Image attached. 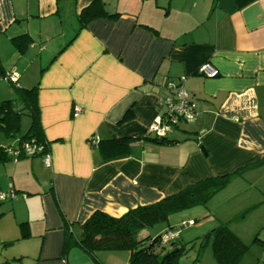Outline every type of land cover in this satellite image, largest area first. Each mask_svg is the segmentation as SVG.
<instances>
[{
  "label": "crops",
  "instance_id": "crops-1",
  "mask_svg": "<svg viewBox=\"0 0 264 264\" xmlns=\"http://www.w3.org/2000/svg\"><path fill=\"white\" fill-rule=\"evenodd\" d=\"M91 1L0 0V104L24 107L2 78L13 68L20 88L36 87L51 158L0 153V190L14 191L0 200V264H127V251L99 252V263L64 251V221L78 236L96 210L119 217L264 158V0H102L106 15L77 31ZM204 62L218 75L198 74ZM182 76L196 115L157 143L147 127ZM28 118L24 133L0 131V149L19 146ZM112 138L126 140L123 153ZM245 175L240 187L261 181L264 204V163L231 181Z\"/></svg>",
  "mask_w": 264,
  "mask_h": 264
},
{
  "label": "trees",
  "instance_id": "trees-1",
  "mask_svg": "<svg viewBox=\"0 0 264 264\" xmlns=\"http://www.w3.org/2000/svg\"><path fill=\"white\" fill-rule=\"evenodd\" d=\"M105 15L102 0H92L77 15L79 24L77 31L83 29L91 20ZM14 86L19 98L23 100L24 107L17 109L14 101H3L0 104V131L9 137H15L20 130V118L25 109L30 117V125L27 132L20 137L17 149L21 148L22 143L29 139H34L46 148V142L42 139L37 118L36 87L22 89L19 85ZM126 118H128V114L122 120ZM152 139L157 143L173 142L166 137L154 136ZM109 141L120 147L118 152H124L123 147H126V140L112 138ZM4 148L3 150L0 149V153L5 154V157L10 156L14 159L13 156L4 151ZM262 163H264V158L256 164L244 166L234 172L198 181L175 194L165 196L157 202L130 208L119 217L96 210L81 224L78 236L74 235L71 224L64 221L67 232L64 251L70 246L78 247L97 263H99L97 259L99 252L127 251L129 253L127 264H178L179 256L184 250L183 243L178 237L167 244H162L160 239L164 232L150 237L147 232H144V229L156 223L167 221L170 215L178 211L197 205L206 206L211 197L225 187L229 181ZM9 190L13 191L11 188ZM238 218H243V215L234 216L232 221H238ZM209 241H211V251L216 264H238L242 255L249 249V246L229 228L228 222H220L210 230L206 237L196 238L190 242L192 245L197 242L200 243V249L194 261L199 258V254L203 251L202 248Z\"/></svg>",
  "mask_w": 264,
  "mask_h": 264
},
{
  "label": "rangeland",
  "instance_id": "rangeland-1",
  "mask_svg": "<svg viewBox=\"0 0 264 264\" xmlns=\"http://www.w3.org/2000/svg\"><path fill=\"white\" fill-rule=\"evenodd\" d=\"M8 88L16 91V87L10 83H6ZM16 97V94L11 96ZM29 118L26 112L21 114V129L19 132L24 133ZM9 140V139H8ZM262 175V174H261ZM261 175L258 176L259 179ZM257 177H254L256 179ZM248 176L240 177L236 181H229L225 187L217 191L206 206H193L169 216L168 221H162L153 226L144 229L150 237H154L168 224L178 226L181 222L187 219H193L194 225L181 229L178 239L183 243L184 250L179 256L178 264H197L194 262L197 252L200 249V243L192 245L190 242L196 238L206 237L210 230L217 226L219 221L230 220V228L239 230L242 233L241 240L249 246L240 258L238 264H264V204L257 203L260 198L259 188L262 186L261 181L250 188H241V184H245ZM258 202V201H257ZM253 203V204H252ZM243 215V218L233 220L234 216ZM239 232V233H240ZM256 238V239H255ZM211 241L203 247L204 263L210 260L211 255ZM202 252V253H203Z\"/></svg>",
  "mask_w": 264,
  "mask_h": 264
},
{
  "label": "built area",
  "instance_id": "built-area-1",
  "mask_svg": "<svg viewBox=\"0 0 264 264\" xmlns=\"http://www.w3.org/2000/svg\"><path fill=\"white\" fill-rule=\"evenodd\" d=\"M196 72L206 77H215L218 75V70L211 63L204 62L200 64ZM5 82L18 85V73L12 68L3 73L2 76ZM184 76L180 77L178 83L173 84L167 82L166 87L171 91V96L167 98V109L163 115L157 116L147 127V132L155 137H165L167 133L171 132L180 122H190L196 115L195 103L189 98L188 92L184 89L182 81ZM79 107L73 109L74 115L78 114ZM4 151L14 158L20 155L25 156H40L45 165H50V153L43 144L37 143L34 139H29L22 143L21 148L5 147ZM14 197L12 190L1 191L0 200ZM195 223L193 219L183 221L178 226L165 231L161 236V243L167 244L171 240L179 236L181 229L191 226Z\"/></svg>",
  "mask_w": 264,
  "mask_h": 264
},
{
  "label": "water",
  "instance_id": "water-1",
  "mask_svg": "<svg viewBox=\"0 0 264 264\" xmlns=\"http://www.w3.org/2000/svg\"><path fill=\"white\" fill-rule=\"evenodd\" d=\"M202 150H203V148H202Z\"/></svg>",
  "mask_w": 264,
  "mask_h": 264
}]
</instances>
